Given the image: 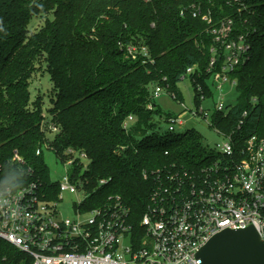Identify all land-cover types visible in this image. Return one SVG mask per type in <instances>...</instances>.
Masks as SVG:
<instances>
[{"label": "trees", "instance_id": "trees-1", "mask_svg": "<svg viewBox=\"0 0 264 264\" xmlns=\"http://www.w3.org/2000/svg\"><path fill=\"white\" fill-rule=\"evenodd\" d=\"M225 28L228 39L245 40L247 60L230 75L236 103L215 111L210 126L240 150L245 138L264 136V0H0V180L12 189L36 184L53 199L56 182L36 151L45 145L60 161L84 153L86 171L78 175L74 164L72 175L100 200L119 196L138 226L152 173L200 170L216 158L193 131L158 138L151 91L160 86L181 100L176 85L190 78L203 97L222 64L208 71L211 50L222 53L212 32ZM129 45L146 47L149 59L127 56ZM39 71L54 87L48 119L42 97L30 99ZM22 259L0 240V264Z\"/></svg>", "mask_w": 264, "mask_h": 264}, {"label": "built area", "instance_id": "built-area-1", "mask_svg": "<svg viewBox=\"0 0 264 264\" xmlns=\"http://www.w3.org/2000/svg\"><path fill=\"white\" fill-rule=\"evenodd\" d=\"M202 19L209 23L206 17ZM227 31L212 32L218 35L222 53L216 58L211 50L208 71L213 72L222 57L220 70L213 72L220 91L225 83L236 85L230 75L247 60L245 40H230ZM125 53L132 59H149L146 47L129 45ZM192 72L193 68L187 69L186 75ZM161 88H153V98ZM225 108L219 102L215 109L225 112ZM191 114L209 116L202 110ZM166 122L169 133L174 124L184 125L182 117ZM209 127L223 139L216 150H210L216 158L200 170L152 173L154 187L138 226L131 222L130 209L119 196L100 200L88 181L76 174L55 183L53 199L36 184L12 189L0 180V240L23 256L21 264H202L198 253L214 236L249 227L264 243V136L245 138L238 150L231 135ZM51 130L57 132L56 127ZM41 154L38 149L36 156ZM68 156L65 164L72 168L75 164L78 175L84 174L86 154L71 150ZM15 160L20 161L17 156ZM143 177L148 174L143 172ZM105 183L100 180L98 185ZM64 193L75 199L72 219L62 218L58 209Z\"/></svg>", "mask_w": 264, "mask_h": 264}, {"label": "rangeland", "instance_id": "rangeland-1", "mask_svg": "<svg viewBox=\"0 0 264 264\" xmlns=\"http://www.w3.org/2000/svg\"><path fill=\"white\" fill-rule=\"evenodd\" d=\"M243 44V43H241ZM207 87L206 94L197 99L192 84V79H182L177 85L176 90L179 92L181 100L175 99L174 95L165 88H161V93L157 98H153V90L151 91L152 105L161 114L156 116L159 123L157 128L158 138H163L168 131L170 125L165 121L166 117L178 118L182 117L184 125L178 126L174 124L172 135H179L185 131H193L197 134L202 143V149L205 151L216 150L217 146L222 144L223 139L212 130L209 125L211 118L216 111V105L223 103L224 108L228 105H234L237 99V93L234 85L230 83L223 84L222 90H216L218 83L214 81V76L210 75L205 80ZM30 99L34 101L37 96H41L43 100V114L48 119V108L51 100L54 99V87L47 72H38L32 79L29 86ZM222 99V100H221ZM202 110L208 113V118L203 119L201 116L193 117L191 113ZM71 158V157H70ZM68 159V161L70 160ZM42 159L46 166L51 182H63L64 178L71 175L73 168L65 164L67 160L61 162L58 160L51 150L42 148ZM84 165H89V160L83 161ZM74 197L67 193L63 194V200L58 204L61 217L65 219L74 218L73 204Z\"/></svg>", "mask_w": 264, "mask_h": 264}, {"label": "water", "instance_id": "water-1", "mask_svg": "<svg viewBox=\"0 0 264 264\" xmlns=\"http://www.w3.org/2000/svg\"><path fill=\"white\" fill-rule=\"evenodd\" d=\"M198 257L202 264H264V243L252 227L225 230L201 248Z\"/></svg>", "mask_w": 264, "mask_h": 264}]
</instances>
